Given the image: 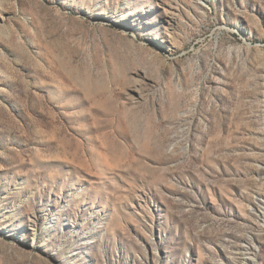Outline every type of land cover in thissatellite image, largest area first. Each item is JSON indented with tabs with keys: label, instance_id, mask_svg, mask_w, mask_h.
<instances>
[{
	"label": "rangeland",
	"instance_id": "rangeland-1",
	"mask_svg": "<svg viewBox=\"0 0 264 264\" xmlns=\"http://www.w3.org/2000/svg\"><path fill=\"white\" fill-rule=\"evenodd\" d=\"M0 264H264V0H0Z\"/></svg>",
	"mask_w": 264,
	"mask_h": 264
}]
</instances>
